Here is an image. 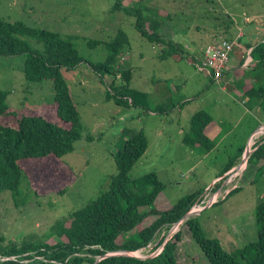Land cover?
Instances as JSON below:
<instances>
[{"label":"rangeland","instance_id":"1","mask_svg":"<svg viewBox=\"0 0 264 264\" xmlns=\"http://www.w3.org/2000/svg\"><path fill=\"white\" fill-rule=\"evenodd\" d=\"M113 2L0 0V19L59 33L63 38L71 39L81 57L90 63H103L107 53L102 43L110 41L118 31L125 33L130 46L122 51L118 64L131 70L130 87L147 94L150 110L126 108L106 100L112 82L115 88L119 87L118 77L104 75L101 79L86 63L74 70L63 71L80 114L83 136L90 141L83 138L76 142L73 152L62 158V162L70 166L74 181L66 177L52 159L23 164L24 170L32 175V188L39 197L35 198L22 182L20 189L29 198L24 206L16 207L10 191H0L1 236L6 243L60 242L61 238L49 236L50 227L108 189L111 177L116 173L112 154L118 148L121 132L129 129L143 130L148 138V148L129 176L137 179L155 173L164 184L161 196H158L161 206H173L184 196L201 190L200 205L204 207L215 195L210 206L193 215L205 236L217 239L226 252L256 241L254 212L264 201V170L257 174L254 165H249L246 170V163L236 174L227 171L216 176L237 150L243 147L244 152L246 134L258 128V121L241 107L237 108L238 103L232 104L231 113L227 112L223 102L226 95L234 96V91L225 94L221 88L213 86L211 82H214L205 74L195 71L194 62L189 64L187 60L195 55L190 51L194 48L193 42L205 41L214 35L217 26L226 22L229 16L224 14L225 9L237 12L239 17L245 12L253 23L263 22L264 17L254 15L264 14V0H144L150 11L163 9L170 15L163 24L166 27L163 30L167 29L169 33L167 36L162 34L163 40L177 43L183 51V59H161L163 47L142 38L134 29L132 18L122 12L110 13ZM123 3L127 5L126 0ZM239 17H236L238 22ZM89 41L100 44L89 45ZM27 42L32 49H42L41 43L35 40L28 39ZM199 53L200 50L196 59ZM23 62L22 57H0V90L9 92L7 105L18 114L23 110L26 115L55 120L51 81L27 83L22 74ZM162 110L166 112L160 114ZM198 111L211 114L223 133L229 131L228 141L216 143V148L205 155L184 146L178 135L180 130L184 133L188 129L191 116ZM5 122L14 125L15 119L9 116ZM263 139L264 133L259 134L252 149L262 144ZM241 161L242 156L235 161L234 167ZM239 186V191L227 196ZM60 191L64 192L58 196ZM179 230L182 236L176 252L177 262L207 264L187 227L181 224L174 232ZM150 252L139 250L134 254L145 257Z\"/></svg>","mask_w":264,"mask_h":264},{"label":"trees","instance_id":"2","mask_svg":"<svg viewBox=\"0 0 264 264\" xmlns=\"http://www.w3.org/2000/svg\"><path fill=\"white\" fill-rule=\"evenodd\" d=\"M124 1L114 0L110 13L122 12L132 18L133 27L142 38L163 47L160 50L161 59H183V51L177 43L163 40L162 34H169L167 29L163 30V24L170 17L167 11H150L144 0H126L127 5H124ZM222 33L208 43L219 37L234 41ZM28 39L41 43L42 49H32ZM88 44L94 46L100 43L89 41ZM102 44L107 53L105 61L90 63L81 57L71 39L63 38L59 33L33 28L19 21L0 19V57H22V74L27 83L51 81V106L55 107V120L40 115H26L23 110L20 111L22 114H18L7 105L9 92L0 90V191H10L16 207L24 206L29 198L20 189L22 182L26 183L35 198L39 197L32 188V175L24 170L23 164L52 159L66 177L74 181L70 166L64 164L62 158L73 152L76 142L83 138L90 141L87 136H83L80 114L63 78V71L74 70L81 63H86L101 79L104 75L118 77L119 87L115 88L112 82L106 100H112L118 106L150 111L147 94L130 87L131 70L118 64L122 51L130 46L126 34L118 31L114 38ZM253 52H262L260 63L264 65V43L258 44ZM195 61V56L187 60L190 64ZM205 76L217 81L210 75ZM243 96L251 102L257 100L264 105L263 86H250ZM165 112L162 110L160 114ZM9 116L15 119L14 125L6 124L5 119ZM215 125L210 114L196 112L189 120L188 129L184 130L181 143L198 150L202 155L211 152L214 143L207 133ZM147 148L148 138L143 130L124 129L118 148L112 154L116 173L111 177L108 189L85 207L68 214L50 227L49 236L63 240L55 244L32 241L6 243L0 233V264H179L176 252L182 232L179 230L168 236L169 230L196 203H200L203 191L186 195L173 206H161L158 196H161L164 184L155 173L137 179L129 176ZM242 153V148L237 150V154L222 167L216 178L232 169ZM249 165L255 166L257 174L263 172L264 142L249 156L246 170ZM240 189V186L233 189L227 196ZM254 218L256 241L231 252H226L217 239L207 238L194 216L182 224L187 227L207 264H264V201L255 208ZM158 249L161 251L153 257L109 255L99 259L108 253L121 251L132 253L149 250L151 255Z\"/></svg>","mask_w":264,"mask_h":264},{"label":"crops","instance_id":"3","mask_svg":"<svg viewBox=\"0 0 264 264\" xmlns=\"http://www.w3.org/2000/svg\"><path fill=\"white\" fill-rule=\"evenodd\" d=\"M224 14L229 16L226 22L217 26L214 35L207 37L205 41L193 42L194 48H190V51H192L193 55L195 54L194 56L196 57L200 48L204 47L205 44L222 32L225 33V37L234 40L235 48L230 55L228 67L222 77L218 81H213L209 77L208 78L214 82L215 85L210 81L213 86H218L225 94H227L228 91H234V96L226 95L227 99L223 102L227 112L231 113L232 104L238 103L239 106L237 108L241 107L244 112L250 114L251 118H255L258 121L259 127L264 123V105L257 100L251 102L248 97L243 96V92L249 91L250 86L253 85L264 87V65L260 63V54L262 52H253V49L256 48L258 44L264 43V21L253 23L252 19L249 18L245 12H242L239 17L237 12H229L225 9ZM236 17H239L241 23L236 20ZM254 17L262 18L264 14H255ZM170 37L174 38L175 36L171 35ZM190 51L188 53H190ZM246 62L247 64H245ZM240 81L243 82L240 84ZM226 102H231V104H227ZM257 129L254 132L251 130V134H246L245 143L248 147L250 146V139ZM179 132L178 135L181 140L183 133L181 130ZM223 132L224 131L219 128L216 122V125L207 133L209 139L214 143L213 150L216 148V143L221 144L228 141L227 133L229 131H226V133ZM241 148L244 149L243 147Z\"/></svg>","mask_w":264,"mask_h":264},{"label":"built area","instance_id":"4","mask_svg":"<svg viewBox=\"0 0 264 264\" xmlns=\"http://www.w3.org/2000/svg\"><path fill=\"white\" fill-rule=\"evenodd\" d=\"M234 48H235L234 41H228L222 37H219L217 40H214L213 42L204 45V47L200 49L199 57L197 58V61H195L192 64V66L196 72L210 75L214 80L218 81L227 69L230 55L233 52ZM245 64H247V62ZM261 133H264V123L260 125L257 131L252 135L254 139H252V137L250 139V146H249L250 149H252V145L255 143L254 140ZM245 165L246 164L244 165L239 164L237 167H234L231 170H229V173L236 174L239 171L243 170ZM214 198L215 195H213L210 199H208L206 204L210 206L211 203H213ZM205 207L206 206L201 207L199 203L197 204V207L194 208V210L198 211L200 209L201 211ZM160 251L161 250L158 249L155 253H159ZM134 253L130 256H135L138 258L142 257V256H137Z\"/></svg>","mask_w":264,"mask_h":264},{"label":"water","instance_id":"5","mask_svg":"<svg viewBox=\"0 0 264 264\" xmlns=\"http://www.w3.org/2000/svg\"><path fill=\"white\" fill-rule=\"evenodd\" d=\"M254 151V149H250V147L247 146V148L244 150L243 154H242V161L240 164L244 165L247 163V160L249 158V156L251 155V153ZM195 206V205H194ZM192 207L182 218L179 222H177L176 224H174L171 229L169 230V235L168 236H171V234L176 231V228L179 227L185 220H187L188 218L192 217L193 215H196V214H199L198 211H195L194 208L195 207ZM209 206V205H208ZM208 206H206L205 208H207ZM203 208V209H205ZM168 240V239H166ZM165 240V241H166ZM161 249H162V246H161ZM134 252H132L131 254H129L128 252H115V253H108L106 255H104L103 257L99 258V259H102L106 256H109V255H132ZM158 253H152L151 255L149 256H145V257H139V258H147V257H153L155 255H157ZM98 259V260H99ZM97 262V261H96ZM95 262V263H96Z\"/></svg>","mask_w":264,"mask_h":264},{"label":"clouds","instance_id":"6","mask_svg":"<svg viewBox=\"0 0 264 264\" xmlns=\"http://www.w3.org/2000/svg\"><path fill=\"white\" fill-rule=\"evenodd\" d=\"M197 204V203H196Z\"/></svg>","mask_w":264,"mask_h":264}]
</instances>
